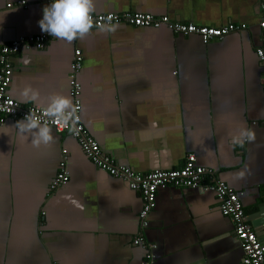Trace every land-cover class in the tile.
Returning a JSON list of instances; mask_svg holds the SVG:
<instances>
[{"label": "crops", "instance_id": "obj_1", "mask_svg": "<svg viewBox=\"0 0 264 264\" xmlns=\"http://www.w3.org/2000/svg\"><path fill=\"white\" fill-rule=\"evenodd\" d=\"M18 1L0 0V49L42 32L38 22L52 3ZM125 11L245 27L208 43L166 26L125 23L115 32L93 28L70 44L54 37L13 56L7 94L41 106L53 93L71 97V62L81 49V117L101 149L137 172L179 168L195 153L237 191L264 246L260 0H96L94 13ZM28 85L39 90L37 103L21 97ZM19 120L0 127V264H143L145 249L134 243L140 232L155 244L154 264H242L235 225L213 190L161 187L143 231L140 191L100 169L54 127V143L33 147L31 136L25 141L11 128ZM249 129L255 141L232 143ZM63 149L69 179L52 188Z\"/></svg>", "mask_w": 264, "mask_h": 264}, {"label": "built area", "instance_id": "obj_2", "mask_svg": "<svg viewBox=\"0 0 264 264\" xmlns=\"http://www.w3.org/2000/svg\"><path fill=\"white\" fill-rule=\"evenodd\" d=\"M18 4L27 6V1L20 0ZM8 5L11 6L12 4L9 3ZM260 9L259 26L262 34L261 45L257 48V56L263 66L262 80L264 85V0H260ZM93 16L96 24L107 23V17L111 16L113 24L125 23L137 27L151 26L154 28L166 26L176 33L198 34L204 43L215 38H223L225 35L245 27V24L237 23H229L220 27L196 25L190 22L173 21L168 15L156 16L147 12H102L93 13ZM93 28L99 27L94 26ZM52 38L54 37L42 31L37 34L21 35L10 43L2 45L0 49V127L5 124L8 118L24 119L31 110L37 112L38 115H43L42 107L33 104L25 105L10 97L7 91L13 76V56L22 50L42 49ZM82 62L81 49L76 48L69 74V93L73 103L78 105L79 109L77 114L80 120L76 125L77 131L73 133L68 128H61L59 125L52 124L51 120L48 122L58 133H67L74 137L85 154L100 169L114 177L124 179L131 189L140 191L143 202L139 213L140 229L144 231L149 225V215L156 206L157 191L161 187L172 185L180 188L213 190L219 200L221 211L229 215L235 225V232L243 249L242 264H264V246L247 221L244 205L237 191L217 177L213 168L200 165L195 153H189L179 168L137 172L129 166L117 163L113 157L101 149L98 141L88 131L81 117L82 86L77 76L82 68ZM66 163L67 149H63L59 171L51 185L52 188L68 181L69 171ZM134 243L145 249L143 264H154L152 250H154L155 244L148 243L142 232L134 239Z\"/></svg>", "mask_w": 264, "mask_h": 264}, {"label": "clouds", "instance_id": "obj_3", "mask_svg": "<svg viewBox=\"0 0 264 264\" xmlns=\"http://www.w3.org/2000/svg\"><path fill=\"white\" fill-rule=\"evenodd\" d=\"M96 11V0H52L50 5L43 8V18L38 22L41 30L52 37L71 43L83 38L93 29L99 27L103 32H115L118 24L112 23V17H107V23L96 24L93 13ZM25 102L37 103L41 99L38 89L31 85L24 87L20 93ZM42 107L43 115L32 111L24 119L16 122L14 127L25 140L32 137L31 144L39 148L42 145H51L55 141L53 127L49 124L68 128L71 132L77 131L76 125L80 117L78 105L73 103L71 97L61 93H53L48 97L47 103ZM6 127V126H5ZM10 128V127H7ZM256 135L252 130H241L232 137L233 144H243L245 141H255Z\"/></svg>", "mask_w": 264, "mask_h": 264}]
</instances>
